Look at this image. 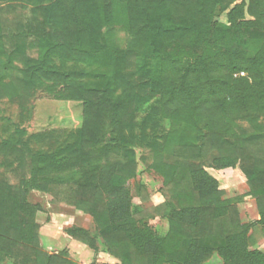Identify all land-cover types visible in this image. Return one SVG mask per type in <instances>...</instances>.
I'll use <instances>...</instances> for the list:
<instances>
[{
    "label": "trees",
    "instance_id": "16d2710c",
    "mask_svg": "<svg viewBox=\"0 0 264 264\" xmlns=\"http://www.w3.org/2000/svg\"><path fill=\"white\" fill-rule=\"evenodd\" d=\"M0 5V104L23 108L43 90L82 109L74 141L51 153L32 152L21 132L0 143V264H72L39 248L41 209L28 196L53 187L60 203L92 218L120 264H202L214 253L223 264H264L249 248L254 228L264 235V0ZM17 5L24 20L6 18ZM136 127L167 129L150 165L175 203L156 209L168 220L164 237L127 186ZM205 168H238L260 219L240 224ZM66 233L96 250L88 230Z\"/></svg>",
    "mask_w": 264,
    "mask_h": 264
},
{
    "label": "rangeland",
    "instance_id": "374dc122",
    "mask_svg": "<svg viewBox=\"0 0 264 264\" xmlns=\"http://www.w3.org/2000/svg\"><path fill=\"white\" fill-rule=\"evenodd\" d=\"M6 10L4 16L10 20L16 18L24 20L28 13L18 5ZM220 20L224 22L225 16L222 15ZM27 55L32 59L37 58L36 48L28 50ZM81 116L82 109L79 103L58 100L43 90H37L23 108L12 101L4 100L0 104V143L11 136H19L18 133L21 132L22 140L28 143L32 152L51 153L74 141L81 125ZM239 124L245 128L248 127L246 122ZM166 128L160 131L156 128H148L143 132L144 135L139 127L132 131L135 137L133 152L136 176L127 184L133 204L144 211L149 217L147 223L161 237L168 233L169 224L156 209L167 202L175 203L172 190L164 186L163 178L156 174L150 165L153 163L154 150L162 147L164 135L167 133ZM125 134L127 137L130 133L125 131ZM164 158L167 161L171 160L167 154ZM205 169L219 181L223 198L233 200L243 192L248 194L249 189L246 185L244 186V175L238 168L223 171ZM57 190V187H53L48 194L32 192L28 196V202L41 209L35 214L40 250L51 255L66 254L67 260L72 264L120 263V259L113 256L107 249L92 218L73 207L60 203L57 199ZM160 213L164 214V210L161 209ZM70 227L83 228L95 235L96 250L79 242H72L66 233ZM251 238L249 248H257L258 243L264 241V235L257 227L252 230ZM202 264H222V260L214 253Z\"/></svg>",
    "mask_w": 264,
    "mask_h": 264
},
{
    "label": "crops",
    "instance_id": "0c3cea01",
    "mask_svg": "<svg viewBox=\"0 0 264 264\" xmlns=\"http://www.w3.org/2000/svg\"><path fill=\"white\" fill-rule=\"evenodd\" d=\"M213 170V169H212ZM225 170H228V169H225ZM230 170H234V169H230ZM216 171V170H215ZM220 171H223V170H220ZM208 172V171H207ZM211 175V174H210ZM212 176V175H211ZM213 177V176H212ZM214 178V177H213ZM216 179V178H215ZM243 181H245L244 183V186L246 184V179L244 178L243 176ZM217 180V179H216ZM218 181V180H217ZM219 183V181H218ZM248 187V186H247ZM219 189L222 191V189L220 188L219 186ZM223 192V191H222ZM240 196L238 198H233L232 200V205L233 207L235 208V211H236V214H237V218L240 222V224H249V223H253V222H256L260 219V216H259V213L257 211V208H256V203H255V200L249 196L248 194L246 193H242V194H239ZM229 199V198H228ZM132 204H133V201H132ZM134 205V204H133ZM136 206V205H134ZM137 207V206H136ZM139 208V207H138ZM250 221V222H248ZM148 222V221H147ZM149 225V224H148ZM151 227V226H150ZM152 228V227H151ZM153 229V228H152ZM252 232V231H251ZM250 232V234H251ZM71 238V237H70ZM72 239V238H71ZM76 240H73L72 239V242H74ZM78 242V241H76ZM80 243V242H79ZM82 244V243H80ZM259 247L257 248H250L251 250L253 249H256V250H259L261 252L264 253V241H260L259 243ZM84 245V244H83ZM219 257V256H218ZM220 258V257H219ZM221 259V258H220ZM113 264H120V263H117V262H113ZM223 264V262H222Z\"/></svg>",
    "mask_w": 264,
    "mask_h": 264
},
{
    "label": "built area",
    "instance_id": "2783aa9c",
    "mask_svg": "<svg viewBox=\"0 0 264 264\" xmlns=\"http://www.w3.org/2000/svg\"><path fill=\"white\" fill-rule=\"evenodd\" d=\"M240 75H242V76H243L244 74H240Z\"/></svg>",
    "mask_w": 264,
    "mask_h": 264
}]
</instances>
